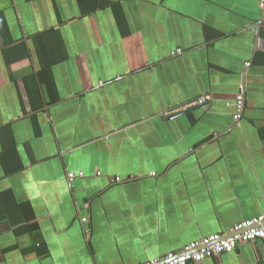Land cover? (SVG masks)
<instances>
[{
	"label": "crops",
	"instance_id": "obj_1",
	"mask_svg": "<svg viewBox=\"0 0 264 264\" xmlns=\"http://www.w3.org/2000/svg\"><path fill=\"white\" fill-rule=\"evenodd\" d=\"M261 2L0 0V264H139L264 215Z\"/></svg>",
	"mask_w": 264,
	"mask_h": 264
},
{
	"label": "built area",
	"instance_id": "obj_2",
	"mask_svg": "<svg viewBox=\"0 0 264 264\" xmlns=\"http://www.w3.org/2000/svg\"><path fill=\"white\" fill-rule=\"evenodd\" d=\"M261 5L264 7V0ZM182 53L177 50L173 55ZM248 65V64H247ZM206 98L199 100V104H204ZM243 108V98L237 101V113L235 120L241 117ZM76 178L74 174L69 175L70 182ZM264 242V215L251 220H244L226 232L205 236L200 240L191 242L177 252H171L165 256L142 262L139 264H190L201 263L208 258L219 257L226 253L233 252L239 244H254Z\"/></svg>",
	"mask_w": 264,
	"mask_h": 264
}]
</instances>
